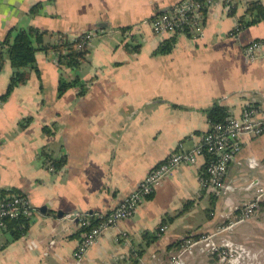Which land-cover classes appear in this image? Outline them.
I'll return each mask as SVG.
<instances>
[{
  "label": "crops",
  "instance_id": "obj_1",
  "mask_svg": "<svg viewBox=\"0 0 264 264\" xmlns=\"http://www.w3.org/2000/svg\"><path fill=\"white\" fill-rule=\"evenodd\" d=\"M181 0H0V42L8 30L35 27L76 38L93 34L85 61L60 70L56 55L37 52V73L0 101V191L25 195L44 215L20 238L0 229V264H168L174 242L212 233L236 222L253 197L248 183L264 184V134L244 135L224 178L225 191L198 183L204 165H181L138 205L97 238L80 262L73 252L83 232L58 215L109 213L182 144L195 146L209 130L207 111L239 117L264 108V57L250 60L245 47L264 42V20L236 31L253 0H214L194 37L156 34L148 21ZM264 8V0H258ZM38 14L30 15L36 3ZM175 37L172 51L153 54ZM135 47L136 49H134ZM0 72V96L12 74ZM77 78L62 94L60 78ZM45 149L62 166L52 171ZM189 209L159 228L166 215ZM159 228V229H158ZM145 235L157 240L147 244ZM252 253H264V209L226 233ZM182 264H215L201 245L182 254Z\"/></svg>",
  "mask_w": 264,
  "mask_h": 264
},
{
  "label": "built area",
  "instance_id": "obj_2",
  "mask_svg": "<svg viewBox=\"0 0 264 264\" xmlns=\"http://www.w3.org/2000/svg\"><path fill=\"white\" fill-rule=\"evenodd\" d=\"M214 0H181L171 4L165 11L149 19L148 24L156 34L194 37L203 29V9ZM230 9L234 0H226ZM203 8V9H202ZM93 34L86 33L84 41L89 44ZM248 59L255 60L264 57V42L252 41L245 47ZM264 134V108L247 107L239 117H228L224 122L211 125L201 140L192 148L186 149L182 144L163 162L151 169L138 186L111 212H82L58 215V218L77 222L79 227H89V219L99 220L82 235V239L73 252V259L80 262L86 250L97 238L118 221L130 218L138 205L181 165H193L204 157V171L198 176L200 187L206 191H225L224 178L229 165L240 151V138L244 135L259 136ZM205 155L209 158L205 160ZM248 189L254 194L250 201L244 203L236 222H228L212 233L202 234L197 238L184 239L180 249L171 255L168 264H182V254L201 245L203 250L213 258L215 264H264V253L256 254L243 243L230 239L226 233L236 224L243 223L258 210L260 202L264 201V184L248 183ZM44 215L40 208L31 204L23 194L0 193V229L6 226V220L25 218L34 220Z\"/></svg>",
  "mask_w": 264,
  "mask_h": 264
},
{
  "label": "trees",
  "instance_id": "obj_3",
  "mask_svg": "<svg viewBox=\"0 0 264 264\" xmlns=\"http://www.w3.org/2000/svg\"><path fill=\"white\" fill-rule=\"evenodd\" d=\"M41 6V2L36 3L31 8L30 15L38 14ZM246 14L248 15L247 18L246 15L239 18L238 25L235 29L236 31H241L242 29L256 25L264 20V8L261 6L258 0H253L248 3ZM85 34L86 33L76 38H70L63 33H54L47 30H40L35 27H28L24 29L13 27L9 29L4 39L0 42V72L6 60L9 62L13 71L9 78L5 93L0 96V101H6L16 87L25 84L28 80L30 72L33 71L37 73L35 59V55L37 52L55 53L56 64L58 68H60V70H74L79 68L80 65L85 61L86 55L88 53V45H86L87 42L84 41ZM175 42V37H170L162 41L154 50L153 54H169L172 51ZM133 48L136 49L135 47ZM77 83V78L68 80L61 77L58 83V92L62 94L68 88L74 86ZM207 117L210 126L216 123L224 122L228 118L225 109L217 105L207 111ZM40 156L42 157V160H44V163L49 166L52 171H56L59 166H62L63 164V159H54L49 153H47L45 149H42V151L40 152ZM208 158L209 157L205 155V160H208ZM203 171L204 165L199 172L200 176L202 175ZM0 193L19 194L18 192H14L13 190L0 191ZM189 206H191V203L187 202L180 212L175 213L174 215H166L162 220L159 228L173 221L180 214L186 212L189 209ZM258 209H264V201L259 203ZM32 223L33 220L18 218L6 220L5 224L11 235V239L16 240L25 234ZM89 223L90 226L85 228L83 227L81 229V232L84 233L91 227L96 226L99 223V220L90 218ZM197 237L198 236H193V238ZM145 239L147 240V244H150L156 241L157 237L155 235H145ZM183 242L184 239L174 242L171 247L180 249Z\"/></svg>",
  "mask_w": 264,
  "mask_h": 264
},
{
  "label": "water",
  "instance_id": "obj_4",
  "mask_svg": "<svg viewBox=\"0 0 264 264\" xmlns=\"http://www.w3.org/2000/svg\"><path fill=\"white\" fill-rule=\"evenodd\" d=\"M41 209V211H45V208H40Z\"/></svg>",
  "mask_w": 264,
  "mask_h": 264
}]
</instances>
